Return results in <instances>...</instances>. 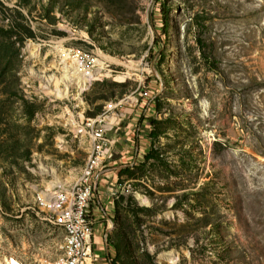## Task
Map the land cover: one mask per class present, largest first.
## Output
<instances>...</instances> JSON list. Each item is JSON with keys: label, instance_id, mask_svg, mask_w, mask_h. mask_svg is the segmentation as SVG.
I'll list each match as a JSON object with an SVG mask.
<instances>
[{"label": "rangeland", "instance_id": "obj_1", "mask_svg": "<svg viewBox=\"0 0 264 264\" xmlns=\"http://www.w3.org/2000/svg\"><path fill=\"white\" fill-rule=\"evenodd\" d=\"M74 52L92 75L62 94ZM145 111L147 151L113 163ZM104 117L116 264H264V0H0V264L61 255L35 200L78 183Z\"/></svg>", "mask_w": 264, "mask_h": 264}, {"label": "built area", "instance_id": "obj_2", "mask_svg": "<svg viewBox=\"0 0 264 264\" xmlns=\"http://www.w3.org/2000/svg\"><path fill=\"white\" fill-rule=\"evenodd\" d=\"M71 60L83 72H87L94 65L93 58L81 52L72 53ZM121 106H116V110ZM107 113L108 111H106ZM113 113L116 117L118 116L116 112ZM119 116L124 117L121 113ZM106 118L104 117L101 123L89 120L91 122L87 125L89 135L97 138L100 156L90 172H85L84 179L76 183V189L56 191L52 195H46V201H39L38 196L35 200L40 210L53 208L55 211V218L46 217L47 221L52 224L70 225V233L63 234L60 247L61 255L49 264H89L90 258L93 256L95 228V219L92 214L93 198L99 182V169L107 159H110L113 145V140H109L107 137V133L113 129V126ZM65 200L75 201L74 215H59V208H65Z\"/></svg>", "mask_w": 264, "mask_h": 264}, {"label": "crops", "instance_id": "obj_3", "mask_svg": "<svg viewBox=\"0 0 264 264\" xmlns=\"http://www.w3.org/2000/svg\"><path fill=\"white\" fill-rule=\"evenodd\" d=\"M136 111V108L131 110V112ZM139 116V120H138V129H137V136H136V140L133 143H129L128 140L129 138H126L125 129L121 128L120 133L117 134V136L115 135V148L116 150H120V152L116 151L114 148V162L116 164H119L120 162H123L124 159L128 158L124 155H129L131 150L134 149V156H140L143 155L147 149H148V119L149 117H151V113L145 111L143 112L141 115L140 114H136ZM113 145V146H114ZM118 148V149H117ZM116 151V152H115ZM118 166V165H117ZM116 166V167H117ZM102 181L100 180L99 182V186L98 189L95 191L100 193H104L105 189H102ZM104 186V185H103ZM105 187V186H104ZM101 194V196H102ZM101 199V197L99 198V200ZM110 199L108 197H105V205L103 204V202L99 201L97 202V204H100V208H97V205L93 204L92 205V214L93 217L95 219V228H94V235H93V256L90 258V262L89 264H110V260L113 257V254L111 252V249H109V247L106 245V239L108 234H106L110 229V227H106L104 225V221L105 220H109V213L107 212V210L104 211V209H106V205L108 206L110 203L109 201ZM109 211V210H108ZM112 212V210H111ZM105 217H107V219H105ZM109 225L111 226V223H109ZM107 229V230H105ZM106 231V232H105ZM103 247L105 248V251L103 250ZM104 251V252H103Z\"/></svg>", "mask_w": 264, "mask_h": 264}, {"label": "bare ground", "instance_id": "obj_4", "mask_svg": "<svg viewBox=\"0 0 264 264\" xmlns=\"http://www.w3.org/2000/svg\"><path fill=\"white\" fill-rule=\"evenodd\" d=\"M66 56L63 57V59H62L63 64H65V68H64L65 70H64V74H63L60 82L66 84L64 86V91L62 90L63 91L62 94L67 93L68 88H69L68 83H70V84L76 83L81 89L86 88V85H87V83L90 80V77L92 75V74L90 75L89 72L81 71L79 67L78 68L74 67L73 62H70V60L68 62ZM56 92H57L58 96L61 95V91L59 88L56 90ZM99 156H100V149H99V143L97 142L96 145L94 146V149H93L91 155L88 158V161L84 167V171H83L81 178L78 181V183L84 179L85 172H90L91 168L94 167ZM75 189H76V185H74L70 190H75ZM41 196L38 197V200L39 201H46V197L45 196L41 197ZM42 211L47 213V218H55V211L53 210V208H42ZM74 213H75V201L74 200H65V208H59V215H74ZM50 224H52V223H50ZM52 225L60 228L63 231V234H69L70 233V225H67V224H52ZM8 264H22V263H19L16 260L11 259V261H9Z\"/></svg>", "mask_w": 264, "mask_h": 264}, {"label": "trees", "instance_id": "obj_5", "mask_svg": "<svg viewBox=\"0 0 264 264\" xmlns=\"http://www.w3.org/2000/svg\"><path fill=\"white\" fill-rule=\"evenodd\" d=\"M165 26H166V19H165ZM151 134V133H150ZM114 246V245H113ZM110 248V246H108ZM110 264H116V260L111 259L110 260Z\"/></svg>", "mask_w": 264, "mask_h": 264}]
</instances>
